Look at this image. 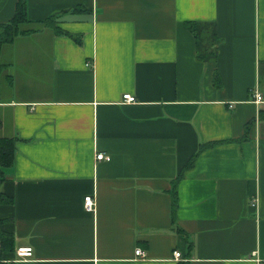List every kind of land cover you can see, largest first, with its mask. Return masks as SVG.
I'll return each mask as SVG.
<instances>
[{
  "label": "crops",
  "instance_id": "0c3cea01",
  "mask_svg": "<svg viewBox=\"0 0 264 264\" xmlns=\"http://www.w3.org/2000/svg\"><path fill=\"white\" fill-rule=\"evenodd\" d=\"M26 6L0 52V264H264V0Z\"/></svg>",
  "mask_w": 264,
  "mask_h": 264
},
{
  "label": "trees",
  "instance_id": "16d2710c",
  "mask_svg": "<svg viewBox=\"0 0 264 264\" xmlns=\"http://www.w3.org/2000/svg\"><path fill=\"white\" fill-rule=\"evenodd\" d=\"M55 17L56 15L49 17L46 22L53 24ZM28 21L26 0H18L14 17L8 22L0 23V52L4 44L12 42L17 36L28 31L23 29V24ZM3 66L4 64L0 62V74ZM17 140V137H0V204L12 201L11 197L1 190V186L6 179V170L14 164ZM2 241L4 248L9 246L13 241L12 234H3Z\"/></svg>",
  "mask_w": 264,
  "mask_h": 264
},
{
  "label": "built area",
  "instance_id": "2783aa9c",
  "mask_svg": "<svg viewBox=\"0 0 264 264\" xmlns=\"http://www.w3.org/2000/svg\"><path fill=\"white\" fill-rule=\"evenodd\" d=\"M254 96V102L256 104H261L264 102L263 94L255 90L253 93ZM123 101L128 103H134L137 101L136 97L131 93H125L123 95ZM97 160H111V156L109 154H105L104 152H98L96 156ZM259 197L255 196V198L252 199L251 203L254 206H258ZM84 206L88 211H93L96 209V200L95 196L93 195H86L84 198ZM174 257L176 259L182 258V252L180 250H175ZM136 254L139 256L145 257L144 250L142 248L136 249ZM34 255V249L32 246H19L15 250V258L14 261H20V260H26L31 258Z\"/></svg>",
  "mask_w": 264,
  "mask_h": 264
},
{
  "label": "rangeland",
  "instance_id": "374dc122",
  "mask_svg": "<svg viewBox=\"0 0 264 264\" xmlns=\"http://www.w3.org/2000/svg\"><path fill=\"white\" fill-rule=\"evenodd\" d=\"M1 78H2L1 80H2V85H3L2 89H3V91H6V79L4 76H2Z\"/></svg>",
  "mask_w": 264,
  "mask_h": 264
}]
</instances>
